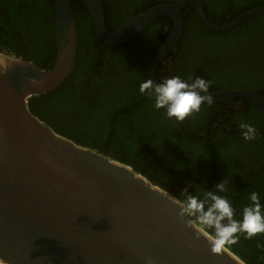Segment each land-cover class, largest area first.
Here are the masks:
<instances>
[{
	"label": "trees",
	"instance_id": "obj_1",
	"mask_svg": "<svg viewBox=\"0 0 264 264\" xmlns=\"http://www.w3.org/2000/svg\"><path fill=\"white\" fill-rule=\"evenodd\" d=\"M180 1L102 0L111 32L148 8ZM202 1L218 26L264 7V0ZM56 2L0 0V53L51 70ZM71 5L78 30L75 68L59 88L32 98L31 112L56 133L132 167L179 200L185 193L203 198L228 178L226 195L236 218L250 192H258L264 204V115L257 108L246 101L204 104L177 123L139 92L174 22L160 18L137 39L112 46L98 39L84 2L71 0ZM176 75L210 80L209 92L249 90L264 97V15L219 34L194 8L185 10L181 39L158 70L160 81ZM241 121L257 129L254 141L243 139ZM227 249L246 264H264V235L241 236Z\"/></svg>",
	"mask_w": 264,
	"mask_h": 264
},
{
	"label": "water",
	"instance_id": "obj_2",
	"mask_svg": "<svg viewBox=\"0 0 264 264\" xmlns=\"http://www.w3.org/2000/svg\"><path fill=\"white\" fill-rule=\"evenodd\" d=\"M82 1L107 45L137 39L160 18L174 22L151 64L154 84L181 39L188 8L219 34L264 15L260 7L218 26L202 0H181L148 8L111 32L102 0ZM55 9L51 70L0 53V264H246L229 249L213 253L211 235L188 225L179 199L132 167L56 133L31 112L30 100L59 88L75 68L71 0H57ZM208 94L212 104L246 101L264 115V97L255 92Z\"/></svg>",
	"mask_w": 264,
	"mask_h": 264
},
{
	"label": "clouds",
	"instance_id": "obj_3",
	"mask_svg": "<svg viewBox=\"0 0 264 264\" xmlns=\"http://www.w3.org/2000/svg\"><path fill=\"white\" fill-rule=\"evenodd\" d=\"M210 86L211 81L202 77L186 80L176 75L158 84L146 79L140 83L139 92L153 101L156 110H164L169 120L180 123L199 113L202 105L213 103L208 94ZM239 128L245 141L257 138V129L251 123L241 121ZM228 184L229 179L225 178L215 185V191H206L203 198L185 193L183 200L176 201L190 227L205 235L211 234L209 243L213 253L226 251L228 246L237 244L241 236L251 240L264 235V204L260 194L250 192L249 203L236 218L233 203L226 195Z\"/></svg>",
	"mask_w": 264,
	"mask_h": 264
}]
</instances>
